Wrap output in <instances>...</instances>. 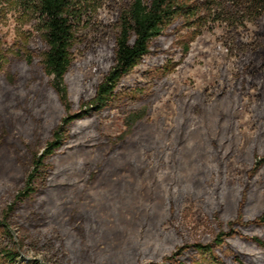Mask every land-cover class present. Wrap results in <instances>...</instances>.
<instances>
[{"label": "rangeland", "instance_id": "1", "mask_svg": "<svg viewBox=\"0 0 264 264\" xmlns=\"http://www.w3.org/2000/svg\"><path fill=\"white\" fill-rule=\"evenodd\" d=\"M90 6L77 31L68 78L74 102L88 83L102 81L95 61L116 30L115 12L107 4ZM204 17L180 19L168 27L156 41L159 47L122 80L112 108L83 123L90 129L83 139L101 135L105 140L89 148H64L51 161L56 186L15 204L29 171V151L44 150L65 114L39 65H27L22 58L44 52L39 19L24 0H0V264L150 263L179 246L194 250L196 245L211 247V256L218 260L192 251L188 264H264V248L252 241H264V229L234 227L239 235L228 247L214 246L236 222L241 193L249 191L251 150L263 124L255 114L259 103L254 91L250 98L233 93L238 107L224 125H236V152L224 163L222 176L208 177L202 188L194 185L195 192L190 184L169 185L173 168L164 160L172 157L177 130L186 117L197 127L203 124L202 115H213L208 129L191 132L188 145L178 141L183 152H191L188 158H198L196 164L184 160L180 165L187 167L184 177L192 176V183L197 172L214 173L219 167L206 137L216 133L214 109L206 107L200 114L197 106L205 90L216 95L224 89L223 71L230 78L239 59L228 57L226 25ZM245 27L238 30L240 41L251 43L264 30V19ZM31 109L42 122L26 119ZM129 115L143 116L130 139H140L142 147L111 152L113 140L128 131ZM156 139L161 141L159 148ZM251 185L244 204L248 224L264 213V171ZM171 193L177 200L174 216L163 200ZM53 244L61 246L62 257Z\"/></svg>", "mask_w": 264, "mask_h": 264}, {"label": "trees", "instance_id": "2", "mask_svg": "<svg viewBox=\"0 0 264 264\" xmlns=\"http://www.w3.org/2000/svg\"><path fill=\"white\" fill-rule=\"evenodd\" d=\"M24 2L31 6L33 13L39 19L44 52L40 55H36L35 52L23 54L22 58L27 65L35 63L39 65L44 77L49 80L51 93L63 108L65 116L52 130L51 139L46 143L42 152L29 151V171L23 189L15 196V204L56 186L57 172L51 161L62 153L64 148H89L94 145V141L105 140L101 135L98 139L93 135H90L89 139H83L90 131L83 123L91 122L95 117H102L112 108L122 80L151 54L152 49L159 47L156 41L162 38L168 27L180 19L188 21L199 17L200 14H203L206 20H216L226 25L228 37L225 44L229 53L228 57L230 60L239 59V63L237 61V65H234L235 71L230 78L223 71L224 89L216 95L211 93V90H205L201 95L202 101L197 106L200 114L205 111L206 107L208 109L213 107V112H215L216 133L207 134L206 137L218 157V170L213 173L203 169L194 175L192 183L190 182L192 176L190 179L184 177L183 172L187 167L180 169V165L184 160H192L193 164H196L198 158L196 156L188 158L187 154L191 152H183L178 141L183 146L188 145L191 132L197 128L208 129L209 116L213 115H202L203 124L197 127L190 125L189 118L186 117L177 130L178 141L174 143L172 157L164 160L165 164L171 163L173 168L172 182L169 185L175 187L190 184L191 191L195 192L194 185L202 188L201 186L206 185L208 177L222 176L221 170L224 163L236 152L234 143L236 125L234 123L231 126L224 125L230 114L238 107V97H235L233 93H238L241 98H250V92L254 91L259 103L255 108V114L263 124L259 126V133L251 150L252 167L247 175L250 191L252 182L256 180L261 171H264V30L258 33L257 38L251 43L241 42L238 30L240 27L246 28L247 23L258 24L264 19V0H202L200 2L199 0H24ZM98 3L107 4L115 12L116 30L112 43L98 51L99 58L95 61L98 71L103 74L102 81L92 80L79 91L74 102L70 95L68 78L75 63L77 31L84 16L89 15L90 5ZM74 108L77 111H74ZM26 119H37L42 122L41 115H33L32 109L27 113ZM142 120V115H129L126 123L128 131L113 140L114 148L111 152H116V149L124 146L142 147L140 139L130 141L135 128ZM224 128L226 133L223 132ZM160 142L156 141V148H159ZM103 147L104 144L101 145V148ZM107 157L108 155L103 157V162L107 160ZM249 191L241 193L242 200L237 210L236 222L230 225L227 232L221 233L214 246L228 247V242L239 235L234 227L251 228L255 226L258 229H264V213L251 224L244 221V204ZM163 200L170 214L174 216L177 200L173 193ZM90 224H95V222H90ZM6 229H8L7 226ZM62 238L65 240L64 235ZM252 241L264 248L263 240L254 238ZM52 246L57 256L64 255L61 246L55 247L54 244ZM194 248L192 250V247L179 246L172 254L156 262H138L137 264H188L192 251L204 255L209 254L213 260H218L211 256L213 252L211 247L196 245Z\"/></svg>", "mask_w": 264, "mask_h": 264}]
</instances>
